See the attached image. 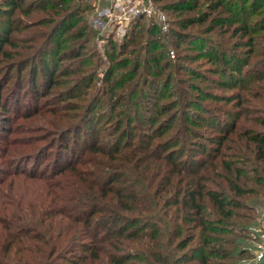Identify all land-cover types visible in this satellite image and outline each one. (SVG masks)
Masks as SVG:
<instances>
[{
	"label": "trees",
	"instance_id": "16d2710c",
	"mask_svg": "<svg viewBox=\"0 0 264 264\" xmlns=\"http://www.w3.org/2000/svg\"><path fill=\"white\" fill-rule=\"evenodd\" d=\"M36 2L43 8L50 4L46 10L52 13L36 23L51 26L33 34V42L41 39V46L35 47L33 54L52 51L54 55L50 61L45 58L41 68L48 81L47 91L59 82L55 78L57 70L67 79L75 75L69 82L79 78L90 87L98 66L105 62L97 49L88 47L95 29L86 20V12L93 6L84 0ZM159 7L180 17L181 25L172 32L176 42L186 34L180 28L205 22L217 11L208 25L210 31L226 26L223 32H227L233 27V36H248V46L253 48L256 44L257 53L264 54V33L254 38L257 26L264 22V0H168L159 3ZM17 9H21L19 0L0 2V54L7 58L13 53L3 49V45L18 46L17 38L11 35L15 29L12 16ZM196 9L194 15H181ZM254 14L261 17L252 20ZM259 29L264 30V24ZM166 36L167 31L156 20L143 17L123 42L109 40L102 86L104 93L109 94L110 115L116 116L118 128L135 112L157 123L161 122L164 108H173L180 102L186 108L189 135L196 138L200 119L191 113L198 115L203 108L191 96L201 87L194 83L166 91L167 77L160 78L168 67L163 61ZM186 38L188 44H193L188 35ZM203 40L210 45L207 39ZM51 43L54 47L49 50ZM208 51L205 45L203 52ZM218 52L205 55L219 64H228L231 59ZM238 67L241 68L237 63L231 72L240 70ZM1 87L0 80V91ZM34 88L37 99L45 94L37 83ZM170 94L174 99L162 103ZM152 95L157 97L152 99ZM102 100L95 98L82 106L83 123L95 120ZM244 102L241 98L236 105ZM232 123L235 128L236 121ZM55 130L51 147L62 139L56 161L42 170L38 163L33 174L26 175L36 185L33 190H38L43 198L24 203L23 197L17 195L16 200L0 202V224H5L0 228V264H16L7 258L18 241L21 245L16 247L15 256L22 259L31 253L33 259L17 264H64L66 260L67 264H189V260L198 264H236V258L249 252L238 250L239 241L232 235L237 234L234 230L242 222L255 217L238 209L256 211V205L264 200V129L222 130L212 151L201 142L194 153L185 147L179 157L172 150L175 144L169 142L168 131L162 129H140L136 136L132 129L105 131L69 126ZM223 147L227 150L223 151ZM249 182L260 187H251ZM251 193L256 196L253 203L242 200V196ZM57 215L74 218L81 225L59 227L53 221L43 225L47 218ZM229 233L232 235L226 236ZM196 237L197 245L186 250ZM70 253L77 255L69 259Z\"/></svg>",
	"mask_w": 264,
	"mask_h": 264
},
{
	"label": "rangeland",
	"instance_id": "374dc122",
	"mask_svg": "<svg viewBox=\"0 0 264 264\" xmlns=\"http://www.w3.org/2000/svg\"><path fill=\"white\" fill-rule=\"evenodd\" d=\"M19 1L21 9H17L12 16L14 21L12 27L15 29L11 32V35L17 38L18 46L13 48L8 44L3 45V49H8L13 53L12 57L7 58L2 53L0 54V59H2L0 62V80L2 81L0 91V202L16 200L15 196L17 195H19L17 197H23L24 203L33 202V198L40 197V192L33 190V186H36L33 179L26 177V175L33 174V168L38 163L41 164L39 170H42L48 165L52 167L56 161L57 150L60 148L58 144L62 142V139H59L61 141L59 143L57 141L56 147H51L56 139L53 134L56 131L55 129H67L69 126L75 129H102L105 131L108 129H132L135 136L138 135L140 129H162L168 131L166 135H170L169 142L175 144L172 146L174 147L172 150L177 152L178 157L182 155L185 147L187 152L194 153L195 147L201 142L206 144L209 150L212 151L217 146V142L214 141L219 137L218 134L222 130L264 129V54L257 53L259 48L256 44L253 48L248 46V36H242L241 33L233 36V27L227 32H223L226 26L224 28L217 26L210 31L208 25L212 17L217 15V11L211 14L205 22L180 28L186 34L179 38L177 42L175 41L176 36H173L172 32L174 28L179 26L180 17L173 11H164L167 16V25L163 29L167 31V36L163 61L166 62L165 66L168 65V67L160 78L164 80L167 77L169 87L166 91L179 87L187 88L189 84L194 83L201 87V91H195L191 98L197 101L206 111L199 109L200 114L191 113L192 116L200 119L196 127L197 137L193 138L189 135L186 108L180 102L173 108L167 106L162 110L161 122L155 123L153 120H148L143 115L135 112L132 117L126 118L121 127L116 126V116L114 114L110 115L109 94L104 93V87L102 86L105 64L108 61L105 51L108 48L109 40L121 43L126 37L118 38L115 31L116 22L98 20L94 7L86 12V20L95 29V32L90 34L88 47L97 49L101 53L105 64L102 63L98 66L97 77H95L94 83H91L90 87H86L82 81H78L79 78L76 81L69 82L75 75L69 76L67 79L59 73L60 70H57L55 78H58L59 82L50 86V90L47 91L48 81L42 74L41 68L44 59L47 58L50 61L54 55L52 51H49L48 54L41 52L33 54V49L41 46V39L33 42V34L38 29L51 26L37 25L48 16V13L52 14L46 10L50 8V4H45L46 6L43 8L41 4L36 2L37 0ZM84 1L87 2V0ZM151 1L159 7V3L162 4L168 0L159 3L154 0ZM90 4L92 5V3ZM206 6L205 9L208 8ZM197 11V9L195 11H184L181 15L182 17L191 16ZM241 15H245V12ZM259 17L261 15L254 14L251 19L256 20ZM261 23L264 24V22L259 23L254 38L264 33V30L259 29ZM34 24L36 26H33ZM187 35L194 41L193 44H188ZM202 38L207 39L211 46L209 43L205 44V40ZM198 39L201 41H196ZM205 45L206 49L209 50L207 53L203 52ZM25 46L29 48H25ZM52 47H54V43L49 44L48 49L52 50ZM218 51L231 59L228 64H219L216 59L208 58L205 55L219 53ZM237 63L241 67H238L240 70L231 72L230 68L237 65ZM35 66H37L36 71ZM90 66L87 65V67ZM36 83L41 89L39 91L45 93L38 99L35 97L36 91L34 90V84ZM149 97L150 95L147 100ZM156 97L152 95V99ZM95 98L103 99L97 108L99 114L93 122L83 123V107L88 102L94 101ZM230 98L234 99L230 100ZM241 98L245 102L238 107L236 103ZM172 99H174V96L170 94L168 98L161 101L167 103ZM71 103L74 104L71 105ZM74 106L79 107L73 108ZM190 111L193 112V110ZM233 121H236L235 128H233ZM230 135H235V133L231 132ZM71 138H73V135H71ZM226 142L228 143V141ZM156 143H154V147ZM222 150L227 149L223 147ZM249 185L260 187L254 182H249ZM241 198L246 202L253 203L256 196L251 193ZM9 207L13 209V206L9 205ZM238 211L249 212L254 214L255 217L254 219H247L246 222L241 223L240 227L235 228L236 235L226 234V236L232 235L237 238V241H239L238 250L248 249V253L251 255L245 253L241 258H236L239 259L236 264H260L252 256V246L255 238L252 227L264 225V200L256 205V211L244 210L243 208H239ZM0 217L2 218V216ZM50 218H47L43 225H48L49 221H53L59 227H68L69 225V227L75 228L81 225L74 218H68L66 215H57ZM32 220L30 225L33 228ZM4 225V223H1L0 228ZM246 225H249V228ZM57 226L55 227L58 228ZM25 238L28 239L27 237L23 239ZM23 239L20 238L19 240ZM197 243L198 238L196 237L185 249L188 250ZM14 244L9 252L8 262L17 264V261L22 262L21 260H26V258L30 261L33 259L31 253L24 255L22 259L15 256L16 247L20 246L21 243L18 241ZM183 251L178 253H183ZM19 254L23 255L21 252ZM70 254L69 259L77 255V253ZM189 261V264H198L195 260ZM227 261L232 262V260ZM68 262L66 260L64 264ZM95 264L106 263L97 262Z\"/></svg>",
	"mask_w": 264,
	"mask_h": 264
},
{
	"label": "built area",
	"instance_id": "2783aa9c",
	"mask_svg": "<svg viewBox=\"0 0 264 264\" xmlns=\"http://www.w3.org/2000/svg\"><path fill=\"white\" fill-rule=\"evenodd\" d=\"M92 3L98 20L116 22V34L122 39L130 35L134 24L140 18L154 19L166 28L167 16L151 0H87ZM255 235L253 254L256 261H264V225L252 227Z\"/></svg>",
	"mask_w": 264,
	"mask_h": 264
}]
</instances>
